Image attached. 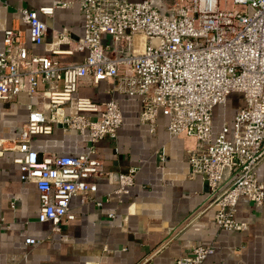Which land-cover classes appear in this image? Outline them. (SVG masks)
Here are the masks:
<instances>
[{
  "label": "built area",
  "instance_id": "1",
  "mask_svg": "<svg viewBox=\"0 0 264 264\" xmlns=\"http://www.w3.org/2000/svg\"><path fill=\"white\" fill-rule=\"evenodd\" d=\"M55 9H75L82 18V35L68 39L67 50L33 54L20 31L6 29L0 51V101L18 93L31 96L38 85L46 95L45 111L28 105L17 136L0 140L1 149L19 154L13 163L20 179L35 186L37 221L57 231L61 221L75 218L68 207L72 197L100 206L110 194L124 195L133 185L137 167L114 173L95 157L99 140L116 137L121 123L117 104L73 98L82 81L96 88L111 80L112 92L139 98L138 121L150 135L162 115L169 138L193 140L185 150L189 173L200 177L212 196V223L223 231H243L245 224L234 219L237 200L243 197L261 207L264 196L255 175L264 159V0H54L37 11H18L30 45H40L46 33L38 15L51 17ZM73 52H85L80 63L57 59ZM230 95L241 102L232 124L222 123L212 135V110ZM69 103L72 114L65 111ZM53 126L86 134V149L38 156L31 138L49 135ZM157 157L164 161L161 150ZM99 179L112 188L103 197H95ZM39 242L27 238L24 245ZM212 253L211 246L197 245L175 264H203Z\"/></svg>",
  "mask_w": 264,
  "mask_h": 264
},
{
  "label": "crops",
  "instance_id": "2",
  "mask_svg": "<svg viewBox=\"0 0 264 264\" xmlns=\"http://www.w3.org/2000/svg\"><path fill=\"white\" fill-rule=\"evenodd\" d=\"M53 1L0 0V51L6 29L20 31L26 48L38 55H47L50 49L65 51L69 48L68 39L81 37L79 13L75 9H55L51 17L38 15L46 26L42 43H28L27 27L18 20V11H37ZM103 41L108 39L104 37ZM84 56L85 52H73L57 59L80 63ZM111 86V80L100 81L96 88L82 81L73 98H88L98 104L113 100L117 104L121 123L116 137L99 140L95 157L114 173L137 167L133 185L124 195L110 194L100 206L82 204L79 197H72L68 207L75 218L61 221L55 231L50 223L37 221L35 186L20 179L19 167L13 163L19 154L0 148V264H175L177 259L190 256L197 245L213 248L203 264H264V196L261 207L243 197L237 200L234 219L245 224L243 231L218 229L212 223V196L200 177L189 173L185 150L193 146V140L169 138L162 115L157 116L155 132L150 135L138 121L139 98L112 92ZM43 88L38 85L31 96L18 93L7 102L0 101V140L17 136L26 123L28 105L46 110ZM240 103L239 96L230 95L223 106L213 108L212 135L222 123L231 126ZM71 104L65 109L67 114L73 112ZM87 145L86 134L59 126H53L49 135H36L30 141L38 156H69L83 152ZM160 150L165 157L161 163L157 157ZM255 175L264 189V159L257 165ZM94 183L95 197L112 190L104 180ZM27 238L40 242L26 246Z\"/></svg>",
  "mask_w": 264,
  "mask_h": 264
},
{
  "label": "bare ground",
  "instance_id": "3",
  "mask_svg": "<svg viewBox=\"0 0 264 264\" xmlns=\"http://www.w3.org/2000/svg\"><path fill=\"white\" fill-rule=\"evenodd\" d=\"M141 45H142V43H141V41L139 40V42H138V47H141Z\"/></svg>",
  "mask_w": 264,
  "mask_h": 264
}]
</instances>
